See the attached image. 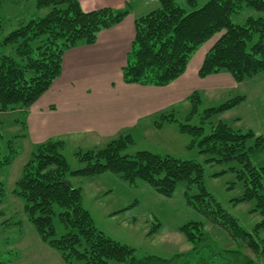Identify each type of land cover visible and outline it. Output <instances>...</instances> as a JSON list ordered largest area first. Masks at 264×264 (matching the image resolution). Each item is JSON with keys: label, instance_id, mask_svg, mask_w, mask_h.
I'll list each match as a JSON object with an SVG mask.
<instances>
[{"label": "trees", "instance_id": "16d2710c", "mask_svg": "<svg viewBox=\"0 0 264 264\" xmlns=\"http://www.w3.org/2000/svg\"><path fill=\"white\" fill-rule=\"evenodd\" d=\"M2 0H0L1 3ZM195 5L196 0H188ZM160 5L135 20V37L123 67L126 83L167 86L182 76L193 54L213 35L222 36L206 53L199 69L200 77L222 71L229 72L240 83L264 73V16L249 17L244 23L232 20L234 13L245 7L264 12V0H209L204 6L187 12L176 0H159ZM37 7L49 8L44 16H37L9 32L0 42L13 45L15 54L0 56V113L21 109L16 118L27 126L28 109L47 92L62 73L63 57L68 49L80 44H93L100 31L120 23L130 12V6L116 9L110 6L85 11L79 0H38ZM0 18V36L3 33ZM192 109L185 122L174 111L158 115L154 124L177 123L181 133L191 136L189 147L198 144L201 153L214 155L210 161L237 160L242 165L239 178L245 191L238 201L255 200L262 215L253 231L245 230L238 219L230 214L207 191L203 183L204 167L194 160H182L171 155L141 150L134 155L123 152L134 142L131 133L110 140L106 146L78 151L83 166L71 170L63 154L65 142L50 139L39 144L24 165L16 182L14 193L24 202V211L41 240L59 252L66 264H215L213 260L226 256L231 264L236 251L212 247L205 223L190 221L179 227L192 249L177 253L172 258L148 256L139 259L135 250L97 228L90 211L83 205L81 188L68 180L72 176H96L105 172L118 174L130 184L147 182L159 193L172 196L179 182L188 188L198 186V192H185L188 204L202 213L213 225H222L235 240H241L260 255L264 247L260 232L264 231V166L254 165L250 150L264 147V132H242L220 121L210 133L203 125L190 123L197 113L201 99L197 92L190 96ZM245 100L237 96L204 111L202 123L230 110ZM16 135L5 139L0 128V169L9 166L18 153ZM255 138L249 146L248 140ZM5 146H3V141ZM3 150V151H2ZM6 195L0 182V204ZM67 232L57 235L55 217ZM208 248V249H206ZM211 248V252L209 250ZM220 250V251H219ZM246 264H254L250 257ZM2 259L0 264H9Z\"/></svg>", "mask_w": 264, "mask_h": 264}, {"label": "rangeland", "instance_id": "374dc122", "mask_svg": "<svg viewBox=\"0 0 264 264\" xmlns=\"http://www.w3.org/2000/svg\"><path fill=\"white\" fill-rule=\"evenodd\" d=\"M37 1H1L0 18L3 21L4 30L0 36V42L9 32L18 28L21 22H28L30 19L44 16L48 12L49 8H38ZM208 1L196 0L195 5H191L188 0H176L177 4L187 12L204 6ZM251 16H264V12L245 7L240 12L234 13L232 20L235 23H244ZM222 34L223 31L213 35L193 54L186 69L191 71L189 75H192L194 67L205 57ZM3 54H15L13 45L0 44V56ZM82 69L87 70L84 80H89L93 85L98 82L99 87L107 88L105 79L101 77L97 80L98 77L94 76L89 66L83 65ZM224 75L227 76L224 77ZM114 77H116L115 74ZM113 84L112 88L115 87L111 92L113 96H110L108 91V95H103L100 100L98 97L96 98L95 94L84 95L79 102L83 109L81 113L87 112L94 104L98 106L100 103H113L115 98L119 101H126L128 92L124 86L118 80H115ZM178 85L181 86L174 89L167 86L164 91H161L162 94L159 95V100L154 106L157 110L150 113L148 118L134 127H120L118 130L117 127L113 128L110 132L114 133L109 134V137H96L84 131L81 133L72 132L62 139L54 140L65 142L62 152L71 170H77L83 166L78 159V151L85 152L102 148L110 140L124 133H131L134 139V142L123 152L124 154L134 155L138 151L148 150L155 154L197 161L204 167L203 183L207 191L238 219L245 230L252 232L255 225L262 220V215L255 210V200L238 201L245 191L244 182L238 176L242 169L241 163L237 160L210 161L216 156L201 153L198 144L189 147L192 138L188 134L181 133L177 123H166L164 127H156L154 122L158 115L171 111L176 113V117L181 122L187 121L186 118L192 109L189 98L194 92H197L201 102L197 113L190 120L191 124L203 125L205 132L210 133L213 126L222 121L235 130L242 132L251 130L256 136H259L264 132V73L240 83L236 82L232 75L226 71L207 77H200L197 74L187 83ZM237 96H245V100L230 110L202 123V116L206 109L219 106ZM152 110L153 107H150L149 111ZM20 111L21 109H16L14 112L0 113V128L5 139L16 135H25L15 139L18 153L14 160L9 166L0 169V182L4 183L6 190L5 198L0 204V257L6 260L11 259L9 264H32L33 261L30 263L20 262L19 257H22V251L19 244L23 242L22 235L31 237V235L38 236L39 234L28 220L24 211V202L14 193V189L24 165L41 143H38L36 135L30 130L31 128L29 129L15 120L21 118ZM89 121L92 122L94 119L90 118ZM89 121H85V125L90 123ZM102 129L104 130L105 127ZM5 142L4 140L3 146H5ZM254 144L255 138L248 140L249 146ZM4 154L6 151L0 157H3ZM249 154L254 165L264 166V147L262 149L255 147L250 150ZM68 180L72 185L81 188L83 205L92 214L97 228L111 238L134 248L135 256L139 259H145L148 256L170 259L177 253L191 250L192 245L179 227L190 221H202L205 223L203 230L210 234L212 247L216 249L222 247L237 252L234 256L235 260L231 264H246L245 257L252 258L254 264H264V252L260 255L256 254L241 240L233 239L224 226L208 222L202 213L188 204L185 192L197 193L198 186L196 185L188 188L187 183L181 181L172 196H165L147 182L138 181L135 184H130L113 172H105L96 176H72L69 174ZM55 223L58 236L67 232L57 216ZM259 240L264 247V231L260 232ZM209 250L211 252V248ZM225 258L226 256H222L213 262L222 264L226 262ZM73 264H82V262L75 261ZM111 264L124 263L112 262ZM167 264H174V262Z\"/></svg>", "mask_w": 264, "mask_h": 264}, {"label": "crops", "instance_id": "0c3cea01", "mask_svg": "<svg viewBox=\"0 0 264 264\" xmlns=\"http://www.w3.org/2000/svg\"><path fill=\"white\" fill-rule=\"evenodd\" d=\"M79 1L85 11L107 6L116 9L130 6L131 12L120 23L100 31L95 43L80 44L65 52L61 75L27 111L28 128H31L30 130L36 135L38 143L50 139H62L72 132L85 131L96 137H109V134L114 133L110 132L113 128L117 127L118 130L120 127L136 126L157 110L154 106L159 100V95L162 94L161 91H164L167 86H171V89L177 88L181 86L178 84H185L193 79L199 74L204 60L202 58L198 62L192 75H189L191 71L188 69L167 86L126 83L123 79V67L135 37V20L156 9L160 5L159 0ZM83 65L90 67L94 76L98 77L97 80L101 77L105 79L107 88L99 87L98 82L93 85L89 80H84L87 70L82 69ZM218 74L220 73L212 75ZM115 80H118L128 92L126 101L115 98L113 103H100L98 106L94 104L87 112L81 113L83 109L79 102L84 95L95 94L100 100L103 95H108V91L109 95L113 96L111 92L115 89V87L112 88ZM150 107H153L151 112ZM90 118L94 121H89ZM85 121L90 123L85 125ZM102 127L105 129L103 130ZM22 237L23 242L19 244L22 251V257H19L20 262L66 264L59 252L44 243L39 235H31V237L22 235Z\"/></svg>", "mask_w": 264, "mask_h": 264}]
</instances>
